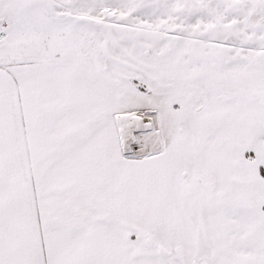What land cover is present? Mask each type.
I'll return each instance as SVG.
<instances>
[{"label": "snow or ice", "instance_id": "obj_1", "mask_svg": "<svg viewBox=\"0 0 264 264\" xmlns=\"http://www.w3.org/2000/svg\"><path fill=\"white\" fill-rule=\"evenodd\" d=\"M0 264H264V0H0Z\"/></svg>", "mask_w": 264, "mask_h": 264}]
</instances>
